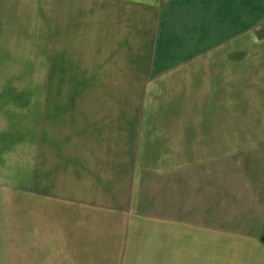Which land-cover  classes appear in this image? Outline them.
<instances>
[{"label":"crops","instance_id":"0c3cea01","mask_svg":"<svg viewBox=\"0 0 264 264\" xmlns=\"http://www.w3.org/2000/svg\"><path fill=\"white\" fill-rule=\"evenodd\" d=\"M263 231L264 0H0V264H264Z\"/></svg>","mask_w":264,"mask_h":264},{"label":"rangeland","instance_id":"374dc122","mask_svg":"<svg viewBox=\"0 0 264 264\" xmlns=\"http://www.w3.org/2000/svg\"><path fill=\"white\" fill-rule=\"evenodd\" d=\"M34 55L26 52L25 50H20V52H15V63H14V71L13 75L3 76L7 78L9 82L16 85H26L29 84L31 88H37L38 84L42 86L44 83H51L55 82V78L53 75H43V74H36L37 68L34 67L36 64V59H33ZM18 88H25V87H18ZM20 92H15L14 96L16 99H25L31 98L36 100L37 99V91H26L24 95H20ZM27 93V94H26Z\"/></svg>","mask_w":264,"mask_h":264},{"label":"trees","instance_id":"16d2710c","mask_svg":"<svg viewBox=\"0 0 264 264\" xmlns=\"http://www.w3.org/2000/svg\"><path fill=\"white\" fill-rule=\"evenodd\" d=\"M260 239H261V241L264 243V231H263V233L261 234Z\"/></svg>","mask_w":264,"mask_h":264}]
</instances>
